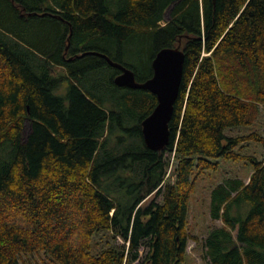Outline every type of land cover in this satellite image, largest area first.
Masks as SVG:
<instances>
[{
	"label": "trees",
	"instance_id": "1",
	"mask_svg": "<svg viewBox=\"0 0 264 264\" xmlns=\"http://www.w3.org/2000/svg\"><path fill=\"white\" fill-rule=\"evenodd\" d=\"M178 45L169 142L151 150L141 122L156 96L117 86V68L81 54L104 53L144 81L157 50ZM100 71L95 86L88 76ZM106 85L120 96L104 97ZM261 108L264 0H0V264L33 253L134 264L143 244L141 264H181L197 239L190 197L220 158L252 168L211 188L209 215L221 224L204 237L202 262L264 264V159L241 152L249 141L264 148V136L226 133L257 125ZM101 230L124 244L95 250Z\"/></svg>",
	"mask_w": 264,
	"mask_h": 264
},
{
	"label": "rangeland",
	"instance_id": "2",
	"mask_svg": "<svg viewBox=\"0 0 264 264\" xmlns=\"http://www.w3.org/2000/svg\"><path fill=\"white\" fill-rule=\"evenodd\" d=\"M169 15V12H165V17ZM135 47V46H134ZM103 72H98L88 76L89 82L95 86H102L103 84ZM97 84V85H96ZM109 86L101 91L102 95L107 98H114L120 96L119 94L110 91ZM97 91V90H95ZM106 107L105 105H103ZM257 129L264 136V109L261 108L260 115L258 116L257 125L239 126L227 129V134H246L248 132ZM29 130L28 123H25L23 130V137L26 136ZM254 155L256 158L264 159V148L257 142L249 141L244 144L241 151ZM167 156V155H166ZM168 157V156H167ZM252 164L248 161H232L225 159H218L217 169L212 171H206L202 175H199L195 191L189 200L188 212H187V226L191 235L197 239H188L185 249L184 261L181 264H203L201 254L203 252V239L207 235L208 230L221 224L220 220H213L209 215V193L211 188L217 183L228 177H239L243 180H248L251 172ZM172 166L168 171V178L171 177ZM151 198V197H150ZM156 199L161 200V196H157ZM149 201V198L146 202ZM94 248L99 250L108 245L120 246L124 242L119 236H113L106 230H101L93 237ZM147 251L146 244H143L139 250V259L134 264H141L144 261V257ZM17 264H51L49 259L42 253L33 254H20Z\"/></svg>",
	"mask_w": 264,
	"mask_h": 264
},
{
	"label": "water",
	"instance_id": "3",
	"mask_svg": "<svg viewBox=\"0 0 264 264\" xmlns=\"http://www.w3.org/2000/svg\"><path fill=\"white\" fill-rule=\"evenodd\" d=\"M86 53L103 57L110 66L119 70L114 77L117 86L148 90L156 96V105L141 122V132L149 149L160 150L165 147L169 142L168 123L173 114L183 73L184 52L180 46L163 47L157 51L151 62L152 75L144 81H137L131 69L113 61L104 53L88 51L81 56Z\"/></svg>",
	"mask_w": 264,
	"mask_h": 264
},
{
	"label": "bare ground",
	"instance_id": "4",
	"mask_svg": "<svg viewBox=\"0 0 264 264\" xmlns=\"http://www.w3.org/2000/svg\"><path fill=\"white\" fill-rule=\"evenodd\" d=\"M49 11V10H48ZM158 51V50H157ZM154 57V56H153ZM66 58V57H65ZM105 61V60H104ZM52 66V65H51ZM143 79V78H142ZM124 89V88H123ZM144 91V90H143ZM151 93V92H150ZM100 106V105H99ZM118 134H119V132H118ZM128 145V144H127Z\"/></svg>",
	"mask_w": 264,
	"mask_h": 264
}]
</instances>
